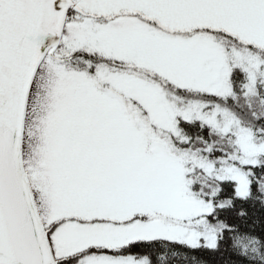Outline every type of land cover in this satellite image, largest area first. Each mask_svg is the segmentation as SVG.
Masks as SVG:
<instances>
[{"label": "snow or ice", "instance_id": "1", "mask_svg": "<svg viewBox=\"0 0 264 264\" xmlns=\"http://www.w3.org/2000/svg\"><path fill=\"white\" fill-rule=\"evenodd\" d=\"M0 264H264V0H0Z\"/></svg>", "mask_w": 264, "mask_h": 264}, {"label": "trees", "instance_id": "2", "mask_svg": "<svg viewBox=\"0 0 264 264\" xmlns=\"http://www.w3.org/2000/svg\"><path fill=\"white\" fill-rule=\"evenodd\" d=\"M209 259H211V257L209 256Z\"/></svg>", "mask_w": 264, "mask_h": 264}]
</instances>
